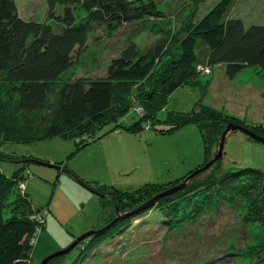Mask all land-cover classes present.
<instances>
[{
    "label": "rangeland",
    "instance_id": "374dc122",
    "mask_svg": "<svg viewBox=\"0 0 264 264\" xmlns=\"http://www.w3.org/2000/svg\"><path fill=\"white\" fill-rule=\"evenodd\" d=\"M154 1L163 14L160 18L125 25L111 38L103 27H96L77 52L74 67L63 78L102 76L130 36V41H135L141 48L163 39L171 43L175 36L183 34L185 23L193 13L203 14L220 0ZM15 2L24 19L51 25L56 30L61 28V23L51 16L48 0ZM73 9L77 20L87 17L81 5ZM62 11L63 6H58L55 13ZM230 17L242 19L247 27L264 26V0H237ZM168 57L166 53L158 66L162 68ZM155 77L153 75L148 83L144 82L143 87L151 84ZM195 83L198 85L186 84L177 89L168 98L167 106L158 112V118L164 120L170 111L192 112L205 105L223 115L242 119L244 124L241 126L248 130L253 131L254 126L264 128V70L247 67L235 78H230L225 66L220 64L201 72ZM8 84L7 75L0 72L3 101L8 98L5 91ZM123 89L118 93L121 98L127 96L130 89L132 93L137 91L138 86L133 83ZM136 106L144 117V107ZM126 119L122 126L130 125L139 116L130 114ZM112 127L110 124L101 127L96 132L95 142L78 151L74 140L61 137L30 143L14 140L16 135L5 133L0 125V156L8 158L0 159V170L12 177H18L20 169L27 171V178L18 180V191L33 201L32 215L40 218L41 231L45 228L35 241L30 264H42L55 252L69 247L72 249L68 253L48 259L47 264H264L251 259L249 253L252 248L256 250L264 245V225L249 222L245 217L248 209L240 208L243 198L234 196L239 192L237 184H242L244 179L237 181L234 192V186L228 187L227 191L231 193L225 195L215 188L201 191L191 181L186 182L184 189L174 190L198 169L187 173L204 162L205 148L198 126L190 125L165 134L148 128L137 134L126 128L109 132ZM218 148L219 144L212 151V159L217 156ZM225 152L223 162L222 156L213 163L221 162L225 173L231 169L242 173L246 167L264 170V143L251 140L240 130L229 133ZM72 170L85 181L100 184L99 191L85 187ZM184 175L187 176L176 185L168 186L165 192L151 195L150 183H169ZM145 183L149 187L142 189ZM101 185L121 188L125 193L137 191L139 196L126 198V194L121 193L122 199L132 204V208L124 212L117 207L116 210L125 215L116 220L118 212L113 206L115 202L111 201L115 195L112 190L108 194L102 192ZM171 190L173 193L168 194ZM172 194L177 196L168 198L169 205L156 199ZM221 199L224 201L219 202ZM174 206L177 209L175 216L169 213L171 217H166L167 209L170 211ZM200 207L203 210L198 211ZM129 218L131 221L126 223ZM107 226V230L114 228L116 231L112 237L104 242L102 239L98 242L89 240V237L101 238L105 233L101 230ZM99 230V234L78 241L87 232Z\"/></svg>",
    "mask_w": 264,
    "mask_h": 264
},
{
    "label": "trees",
    "instance_id": "16d2710c",
    "mask_svg": "<svg viewBox=\"0 0 264 264\" xmlns=\"http://www.w3.org/2000/svg\"><path fill=\"white\" fill-rule=\"evenodd\" d=\"M236 2L220 0L203 14L193 13L185 23L183 34L175 36L171 43L163 39L155 45L141 48L135 41H130V36L119 56L108 63L105 74L71 80L63 76L74 67L77 52L96 27H103L111 38L125 25L160 18L163 14L156 2L48 0L52 18L61 23V28L56 30L51 25L24 19L15 0H0V72L7 75L9 82L5 89L7 100L3 101L0 96L2 131L15 134L14 140L20 139L24 143L53 137L74 140L79 151L95 142L96 132L109 124L113 125L109 132L126 128L135 134L146 128L165 134L190 125L198 126L204 142L205 159L187 173L198 169L190 181L201 191L215 188L225 195L231 193H228V187L234 186V192L237 181L244 179L242 184H237L239 192L234 196L243 198L240 208L248 209L245 217L249 222L264 225V170L246 167L242 173L234 169L223 172L221 162L226 155L225 146L222 161L204 169L206 163L212 160V151L218 147V139L226 125L232 122L241 126L243 120L223 115L205 105L196 107L197 110L192 112L170 111L164 120L157 115L177 89L186 84H196L201 72L211 66L223 64L230 78H235L247 67L264 70V26L254 24L247 27L242 19L231 18ZM79 5L86 11L87 17L77 20L73 7ZM58 6H63V11L55 13ZM172 46H176L175 51ZM166 53L169 57L161 68L158 64ZM153 75L155 80L143 87V83H148ZM133 83H137L138 90L132 93L128 89L127 96L119 97L118 93ZM136 101L137 104L133 105ZM136 105L144 107V117L137 111ZM130 114L139 116V119L122 126ZM159 125L162 127L159 128ZM258 128L264 131L260 126H254L253 131L264 137V132ZM0 159L8 158L1 155ZM23 169H20L18 177L0 170V264H30L35 241L45 230L42 228L41 231L38 226L40 218L32 215L33 201L27 194L18 191L19 178H27V171ZM72 172L85 187L99 191L100 184L85 181ZM186 176L169 183H150L151 195L165 192L168 186L176 185ZM101 186L102 192L108 194L112 190L115 195L111 197L115 210L118 207L126 212L132 208V204L122 199L121 193L126 194V198L139 196L137 191L125 193L121 188ZM149 186L145 183L142 189ZM173 196L177 194L160 197L158 202L167 204L168 198ZM203 207L197 210L201 211ZM176 211L175 206L170 211L167 209L166 217L170 216L169 213L175 216ZM130 221L129 218L126 223ZM106 230L101 238L89 237V240L98 242L102 239L104 242L116 233L114 228L107 230L109 232ZM249 253L251 259L264 262V245L256 250L252 248Z\"/></svg>",
    "mask_w": 264,
    "mask_h": 264
},
{
    "label": "water",
    "instance_id": "95a60500",
    "mask_svg": "<svg viewBox=\"0 0 264 264\" xmlns=\"http://www.w3.org/2000/svg\"><path fill=\"white\" fill-rule=\"evenodd\" d=\"M232 130H240V131H242V132H244L245 134H247V135H249V136H251L252 138H254L255 140H257L258 142H262V143H264V137H261L260 135H258V134H256L254 131H251V130H248V129H246V128H244L243 126H240V125H234V124H230L229 126H228V128L225 130V132L222 134V137H221V139H220V142H219V148H218V153H217V156L215 157V158H213L210 162H209V164H207V166H205V168L204 169H207V168H209L211 165H213V163L215 162V161H217V159H219V158H221L222 156H223V153H224V146H225V141H226V138H227V136L229 135V133H231V131ZM204 169H202V170H204ZM198 173V172H197ZM195 174H193V175H191V177H189L188 178V180H185L181 185H179V186H177L174 190L176 191V190H179V189H184L185 187H186V182L187 181H190V179H192L193 178V176H194ZM174 190H171V191H169V192H167L168 194H171V193H173V191ZM156 199H158V198H156ZM118 212V217L116 218V220H119L120 218H122L123 216L122 215H125V214H122L119 210L117 211ZM133 212V211H132ZM131 212V213H132ZM129 214H130V212H129ZM122 216V217H121ZM115 220V221H116ZM109 226H107L106 228H104L103 230H101L102 231V233L108 228ZM100 233V230L99 231H97V232H93V231H91V232H87L86 234H84V235H82L81 237H79L78 239V241H81L82 239H84L85 237H87V236H89V235H93V234H95V235H97V234H99ZM77 243V242H76ZM72 248H67L66 250H61V251H59V252H55L53 255H51L50 256V258L48 257L47 259H45L44 260V262L42 263V264H47V262H48V259H52V258H54V257H58V256H61L62 254H66V253H68V251L69 250H71Z\"/></svg>",
    "mask_w": 264,
    "mask_h": 264
},
{
    "label": "crops",
    "instance_id": "0c3cea01",
    "mask_svg": "<svg viewBox=\"0 0 264 264\" xmlns=\"http://www.w3.org/2000/svg\"><path fill=\"white\" fill-rule=\"evenodd\" d=\"M55 249H56V248H55ZM55 249H54V250H55ZM52 250H53V249L51 248V251H52ZM48 252H50V251H48ZM45 254H46V253H45Z\"/></svg>",
    "mask_w": 264,
    "mask_h": 264
}]
</instances>
